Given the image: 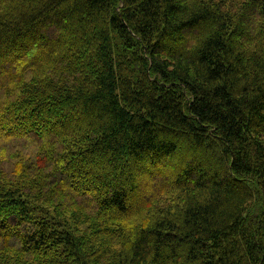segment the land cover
<instances>
[{
	"label": "trees",
	"instance_id": "obj_1",
	"mask_svg": "<svg viewBox=\"0 0 264 264\" xmlns=\"http://www.w3.org/2000/svg\"><path fill=\"white\" fill-rule=\"evenodd\" d=\"M0 264H264V0H0Z\"/></svg>",
	"mask_w": 264,
	"mask_h": 264
}]
</instances>
